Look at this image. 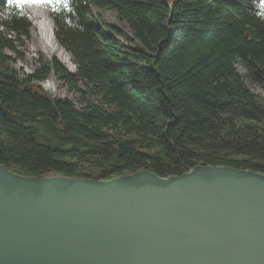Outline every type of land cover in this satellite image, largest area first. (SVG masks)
<instances>
[{
	"label": "trees",
	"instance_id": "obj_1",
	"mask_svg": "<svg viewBox=\"0 0 264 264\" xmlns=\"http://www.w3.org/2000/svg\"><path fill=\"white\" fill-rule=\"evenodd\" d=\"M262 0H68L43 4L76 71L56 58L21 77L9 51L29 38L31 16L0 0V163L26 176L112 179L148 169L181 175L198 164L264 174ZM95 8L115 11L132 32L118 39ZM15 34V37H14ZM51 73L99 99L78 108L36 81ZM94 172L86 173L84 165Z\"/></svg>",
	"mask_w": 264,
	"mask_h": 264
},
{
	"label": "water",
	"instance_id": "obj_2",
	"mask_svg": "<svg viewBox=\"0 0 264 264\" xmlns=\"http://www.w3.org/2000/svg\"><path fill=\"white\" fill-rule=\"evenodd\" d=\"M0 264H264V174L96 179L0 163Z\"/></svg>",
	"mask_w": 264,
	"mask_h": 264
},
{
	"label": "rangeland",
	"instance_id": "obj_3",
	"mask_svg": "<svg viewBox=\"0 0 264 264\" xmlns=\"http://www.w3.org/2000/svg\"><path fill=\"white\" fill-rule=\"evenodd\" d=\"M18 1L21 3L24 9L28 11V13L31 16V28L29 30V38L21 37V41L20 42L16 41L15 43L17 49L21 52L22 55L18 56L16 53H12L9 51V55L12 57L10 64L16 69L17 73L22 78L28 76L29 74L34 73L35 70L39 68L43 63L51 62L53 61L54 58H56L65 67L69 69V65L72 66L74 64L73 60L72 63L70 62L71 64L69 62L67 64V62L65 63V61H63L57 55L46 57L42 51L39 50L34 52L33 49H31L32 48L31 39L33 34L32 27L34 26V23L36 21H42L44 18L48 19V17L50 16L47 15L48 11L43 9L44 3L37 4L32 2V0H18ZM39 11H41L44 14V17H42L43 15L39 16L38 18L35 16V12H39ZM94 12L97 14V19L99 21V24L105 30L109 31L111 29V26H116L122 32V35L117 36L118 39L125 44L133 45V42L128 40V37L132 36V32L128 23L125 20L119 18L118 14L115 11L110 9L95 8ZM4 17H5L4 11L2 7H0V18H4ZM0 31L4 32V28L1 25H0ZM240 71L244 75L246 84L258 95L264 97V80H252L246 75L244 69L240 68ZM35 85L41 87L50 96L71 99L78 108L84 107L89 101L97 102L99 99L98 96H95L92 92L89 91V89L86 87L84 83L77 84L78 88H76L71 86L69 83H66L64 80L58 78L54 73H51L49 77L44 81H36ZM83 170L86 173H90V172H94L95 168L92 165L85 164ZM50 175H60V174L51 173Z\"/></svg>",
	"mask_w": 264,
	"mask_h": 264
},
{
	"label": "bare ground",
	"instance_id": "obj_4",
	"mask_svg": "<svg viewBox=\"0 0 264 264\" xmlns=\"http://www.w3.org/2000/svg\"><path fill=\"white\" fill-rule=\"evenodd\" d=\"M47 13V12H46ZM43 15V16H42ZM49 16V14L47 13ZM35 16L38 18L39 16L44 17V14L39 11L35 12ZM46 20V22H45ZM54 22L49 16L48 19L44 18L42 21H36L34 26L32 27L33 34L31 39V49L33 51H42L43 54L47 57L52 55H57L60 57L65 63H72L73 56L71 53L66 51L56 40L54 35ZM70 63V64H71ZM69 69L72 71H76V65H69ZM50 88V87H49ZM54 91V90H53Z\"/></svg>",
	"mask_w": 264,
	"mask_h": 264
},
{
	"label": "snow or ice",
	"instance_id": "obj_5",
	"mask_svg": "<svg viewBox=\"0 0 264 264\" xmlns=\"http://www.w3.org/2000/svg\"><path fill=\"white\" fill-rule=\"evenodd\" d=\"M32 2L37 3V4H40V3L49 4V3L55 2L57 4H63L64 7L66 8L69 6L68 0H32ZM261 7H264V0H262Z\"/></svg>",
	"mask_w": 264,
	"mask_h": 264
}]
</instances>
